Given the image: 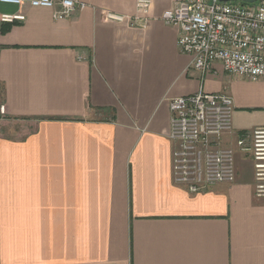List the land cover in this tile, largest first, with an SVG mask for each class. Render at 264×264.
<instances>
[{
	"label": "crops",
	"instance_id": "obj_1",
	"mask_svg": "<svg viewBox=\"0 0 264 264\" xmlns=\"http://www.w3.org/2000/svg\"><path fill=\"white\" fill-rule=\"evenodd\" d=\"M76 1L61 21L0 4L25 17L0 24V264H264L249 157L236 153L233 184L192 195L169 138L170 99L225 92L234 146L264 126V79L189 68L161 20L171 0Z\"/></svg>",
	"mask_w": 264,
	"mask_h": 264
},
{
	"label": "built area",
	"instance_id": "obj_2",
	"mask_svg": "<svg viewBox=\"0 0 264 264\" xmlns=\"http://www.w3.org/2000/svg\"><path fill=\"white\" fill-rule=\"evenodd\" d=\"M52 10L61 21L85 5L76 0H0L7 6ZM151 0H136L138 12ZM116 22L139 26L137 18L107 14ZM25 20L22 14L0 13V24ZM177 31V48L191 58V69L209 73L214 63L234 78L256 82L264 79V0L254 4L220 0H171L161 17ZM233 100L225 92L197 93L169 100L173 183L195 195L219 184L235 182V156H248L253 170L254 197L264 198V126L241 135L234 146H224L231 131ZM3 113V107L0 108Z\"/></svg>",
	"mask_w": 264,
	"mask_h": 264
},
{
	"label": "water",
	"instance_id": "obj_3",
	"mask_svg": "<svg viewBox=\"0 0 264 264\" xmlns=\"http://www.w3.org/2000/svg\"><path fill=\"white\" fill-rule=\"evenodd\" d=\"M223 3L226 2H239V3H243V4H254L256 2H258L259 0H220Z\"/></svg>",
	"mask_w": 264,
	"mask_h": 264
},
{
	"label": "trees",
	"instance_id": "obj_4",
	"mask_svg": "<svg viewBox=\"0 0 264 264\" xmlns=\"http://www.w3.org/2000/svg\"><path fill=\"white\" fill-rule=\"evenodd\" d=\"M3 31H4V30H3ZM3 31H2V32H3Z\"/></svg>",
	"mask_w": 264,
	"mask_h": 264
}]
</instances>
